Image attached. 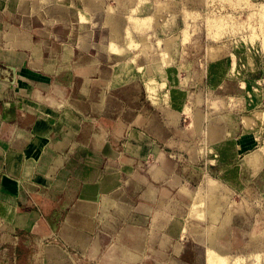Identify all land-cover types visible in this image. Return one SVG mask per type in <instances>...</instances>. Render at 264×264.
<instances>
[{"label": "crops", "instance_id": "obj_1", "mask_svg": "<svg viewBox=\"0 0 264 264\" xmlns=\"http://www.w3.org/2000/svg\"><path fill=\"white\" fill-rule=\"evenodd\" d=\"M22 1L10 0L13 9L0 10V17L4 14L8 18L0 20V264H149V260L159 264V257L166 258V264H175L182 255L195 259L196 264H207L210 246L223 251L219 241L224 226L230 223H209L194 217L180 223L173 216L147 220L142 214L152 211V205H168V210L172 205H191L192 196L207 186L211 195L218 193V187L208 184L216 181L218 186V181L209 176L206 185L203 182L207 180L200 179L203 186L199 191L191 190L189 181L195 178L191 168L181 172L176 156L167 154L165 148L186 154L190 149L192 159V153L197 158L202 152L194 144L200 138L209 150L222 154L225 147L236 146L237 140L246 147L255 138L226 137L227 126L217 113L211 124L217 130L215 136L202 134L204 124L193 125L203 94L178 86L197 82V73L192 78L180 77L181 61L170 63L175 66L171 69H159L162 78L167 77L173 86L165 106L149 110L137 105L127 111L120 101L114 108L113 87L134 98L138 82L145 78L137 68L135 74L124 76L130 62L118 54H108V36L102 44L92 42L97 32L110 34L104 22L106 10L100 14L89 10L88 18L81 22L78 14L71 15L69 7L62 5V14L58 10L51 14L54 29H48L46 22L40 29L21 30L10 18H15L14 7ZM70 2L78 10L85 7L84 0H78V6L76 0ZM65 17L71 20L67 25ZM88 24L89 33L82 32L88 40L85 45L78 30L86 31L80 25ZM138 28L136 33L145 32L144 26ZM65 35H71L66 46ZM49 38L61 40V54L55 52V43ZM262 53L237 48L207 61L206 74L213 90L220 93L244 87V105L264 104V87L256 84L257 78L264 83ZM158 58L151 60L157 62ZM236 59L246 63L248 70L263 67L259 77L251 73L233 76L230 67ZM97 89L102 103L96 100ZM150 115L161 124L165 135L153 132L150 121H135L138 116L143 119ZM183 115L189 122L179 128ZM145 143L158 146L161 155L147 154ZM239 173V168H233L228 176L238 178ZM86 185H94L95 192L83 193ZM113 196L124 200L126 204L121 205L125 206L112 209L118 205ZM183 226L187 230L181 239ZM211 226L214 228L209 230Z\"/></svg>", "mask_w": 264, "mask_h": 264}, {"label": "rangeland", "instance_id": "obj_2", "mask_svg": "<svg viewBox=\"0 0 264 264\" xmlns=\"http://www.w3.org/2000/svg\"><path fill=\"white\" fill-rule=\"evenodd\" d=\"M9 1L10 0H8V2L6 0H0V3L4 2V4L0 5V10L6 11L7 9H13ZM35 1L41 5L39 11H34L32 9L33 5H31L28 0L30 4L26 5V8L14 7L16 16L15 18H10V22H14L21 30L29 29V27L40 29L45 26L46 22H49L47 26L48 29H54L56 23L50 24L54 19L50 10L46 12V4H43L45 1ZM77 1L78 0H76V2ZM79 1L81 2V0ZM93 1L96 4L98 3V6L94 7V9H88V11L98 10L97 14H100L104 13L103 10H106L104 22L107 24L109 31L111 30V26L110 23L106 21L108 20V16L112 14V17L115 16L118 20L121 18V22L116 23V27L119 30L117 32H119V34H117V32H115V34L118 36L112 39L110 35L97 32L92 36V42L102 44L104 43V37L108 36L107 46L108 44L109 46L106 50L108 54H118L125 57V60L130 62L131 66H129L131 68L128 67L127 70H124L126 72L123 71L125 73L124 76L135 74L137 68L139 71L138 73L145 77V80L138 82V94L136 97L134 95V98L133 96L131 98L123 96L119 87H113L111 94L114 108L120 104V101H122V107L126 108L127 111H129L128 109L130 108H135L137 105L140 108L145 105L149 110L165 106L168 101L170 89H172L173 86L171 84L172 81H169V83L166 80L167 77L162 78L159 71L162 69H171L175 66L169 65L170 63L181 61V64L178 66L181 70L178 73L180 77L192 78V75L197 73L195 75L197 82L190 86L189 81H187L178 86L186 88V90H194L195 92L200 91L203 94L201 98L202 101L199 105L201 111L196 110L194 115L192 114L193 125L196 124L200 126L204 124L205 126L202 125V134L205 136V133H207L208 136L212 134L215 136L217 130H215V127L213 128L211 124L214 119L213 114L217 113L221 114L224 124L227 126L225 132L227 133L226 137L231 138L236 136L237 138L239 135H251L255 138L254 143L246 147L243 145L241 146L237 140L236 146L231 145L225 147L223 149V154L218 151L209 150L208 147L202 144L203 141L200 138V141L196 140L194 144L200 146L199 150L202 152L198 154L199 156H197V158H193L192 153V159L188 156V153H191L190 149L188 150L190 152L186 154L184 151H173L164 147L167 154L176 156L177 164L181 172L187 171L189 167L191 168L192 173L195 175V178L189 181L191 190L194 192L199 191L203 184H207L209 176L218 181V186L214 183L216 181H209L208 183L211 188L218 187V193H214L215 196L211 195L210 188L207 186L202 192L199 194L195 193L192 196L191 205H187L186 207L178 204L172 205V209L170 208L169 210L168 205H163L161 207L152 205V211L142 212L144 218L149 220V218L152 217L162 219L173 216L176 218L177 222L182 223L183 220L194 217L197 220L208 221L209 223H216L218 221L230 223L229 226H224L225 233L222 240L219 241V244L223 246V251L215 250V248L210 246L206 263L264 264V172L262 173V171H264V114L261 113L264 110V104L262 103L258 106L244 105V98L241 97V94L245 93L246 88L244 87H240L242 90L238 91L225 92L220 90V93L219 91L213 90L214 87L213 85L211 87L212 83L209 81V77L206 74V62L218 57V55L227 54L230 50L233 52V50H237V48H246V51L250 53L256 55L263 54L264 0ZM31 2L33 3V1ZM52 3L58 4V6L65 5V7L71 4L68 0L65 1V3H63V1L59 2L58 0H54ZM78 4L81 5V3L77 2L76 5L78 6ZM74 10L75 11H72L74 14H78V16L81 14L76 7H74ZM0 14L2 13L0 12ZM30 14L31 16H29ZM35 14L37 17H35ZM3 15L0 17L1 22L8 20V18H5ZM28 19H30V21H27ZM78 19L83 22L87 19V15L85 18L84 16L82 17L81 14V17L79 16ZM70 22V18H64L65 25ZM132 25L133 28L129 29V26ZM82 26L86 28V31L82 32L89 33V29L87 30L89 24ZM141 26H144L145 32L136 33L135 30L138 27V29H141ZM127 30L126 36L125 33ZM83 36L84 35L80 34V41H83L86 45L88 40H85ZM63 37L66 46L67 43L71 42V35H65ZM49 39V41L55 43V52L57 51L58 54H61L64 47L61 40L58 39V41H56L52 38ZM110 45L115 52L111 51ZM121 51L123 52L121 53ZM85 52L86 51L81 50V53ZM156 56L159 57L157 62L151 60V58ZM158 62L162 65L159 66ZM137 63H141V65L134 66ZM232 66L233 67H230V73L235 77L245 73V76H247V73H251L252 76H256L257 78L259 77V69H263V67H259L255 70L254 68L248 70L246 63H243L239 59H236ZM149 67L152 73H149V70L147 73L145 72ZM130 70L131 72L129 73ZM169 75L171 76L170 73H168V77ZM256 84L260 87H264L263 81L258 80V78ZM215 100L219 101L218 104ZM211 101L212 105L210 103ZM184 102L186 101L184 100ZM191 103L189 106H191ZM192 108L193 107H190L191 110ZM255 109L260 110L258 113L261 114L255 113ZM186 110L188 111L189 109ZM138 119L150 121L151 115L143 119ZM188 122V118L183 115V118L179 120V128H184ZM109 123L112 124V121H108V124ZM165 137L166 136H164V138ZM145 147L147 149V154L151 153L155 156L161 155L158 146H148V144L145 143ZM233 168H239L240 176L238 178H229ZM198 175L199 177H197ZM200 179L201 181H207L202 184ZM179 194L183 193L179 192ZM112 198L113 201L118 204L112 206V209L122 203L126 204L124 200L116 199L115 196ZM117 201H119V203ZM211 206L217 209L215 219L209 217L210 212L208 209ZM149 207H151V205H149ZM236 221H239L240 224L235 225L231 223ZM208 228L211 230L214 227L211 226ZM185 230H187L185 226L181 227V239L186 232ZM214 237L215 235L211 236V243ZM215 255H223L222 257L224 260L217 259ZM156 261H158L159 264H166L167 259L159 257ZM146 262H148V260ZM148 263L156 264V262L152 263L150 260ZM175 264L196 263L195 259L190 260L189 256L182 255L176 258Z\"/></svg>", "mask_w": 264, "mask_h": 264}, {"label": "bare ground", "instance_id": "obj_3", "mask_svg": "<svg viewBox=\"0 0 264 264\" xmlns=\"http://www.w3.org/2000/svg\"><path fill=\"white\" fill-rule=\"evenodd\" d=\"M7 1V0H6ZM32 1H34V0H32ZM40 1H45L43 4H46L45 6V9H46V12H49V10L51 11V13L52 14H55V13H53V12H56V10H58V12H60V14H62L61 13V11H59V10H63V8L61 7V6H54V5H56V4H54V3H52V1H54V0H40ZM59 2L61 1V0H58ZM65 1H67V0H65ZM69 1V0H68ZM26 5H29V3H27V2H24V0L22 1V2H20L19 3V7H22V8H26ZM32 5H33V7H32V9L35 11V10H37V11H39V9H40V4L39 3H36V1H34L33 3H32ZM60 5V4H59ZM84 5H85V7H84V9H80L79 11L81 12V14H82V17L84 16L85 18H86V15H88V9H94V7H97L98 6V3L96 4L93 0H84ZM65 6V5H64ZM70 6V7H69ZM28 7V6H27ZM69 7V10L72 12V11H75L74 10V7H72L71 5H68V6H66V8H68ZM86 9H87V11H86ZM77 12H78V10H77ZM79 12V13H80ZM73 13L74 12H72V14L71 15H73ZM81 14L79 15L80 17H81ZM111 14V13H110ZM88 18V17H87ZM108 18V20H106V21H108L109 23H110V26H111V30H110V37L113 39V38H115L116 36H118V35H116L115 34V32H117V31H119L118 30V28L116 27V23H118V22H121V18L118 20V18L116 17L115 18V16L114 17H112V14L110 15V16H108L107 17ZM84 20V19H83ZM80 27H84V26H80ZM140 27V26H139ZM81 28V29H82ZM80 29V30H81ZM72 32V31H71ZM78 33H80V34H82V31H80L79 32V30H78ZM78 33H76V34H78ZM117 34H119V32H117ZM83 35V34H82ZM111 44V43H110ZM112 45V44H111ZM110 45V49H111V51H114V49L113 48H111L112 46ZM105 46H106V44H105ZM108 46H109V44H108ZM108 46H106V49H108ZM115 52V51H114ZM123 51H121V53H122ZM70 66H71V64H70ZM46 67H48V66H46ZM50 67V66H49ZM56 67V66H55ZM129 68H131L130 66H128ZM52 68V67H51ZM50 68V70H52ZM147 70V71H146ZM145 70V72L147 73L148 72V70H149V73L151 72L152 73V70L150 69V67L148 68V69H146ZM84 71V70H83ZM131 72V70L129 71V73ZM53 73V72H52ZM154 73V72H153ZM147 75V74H146ZM145 78V77H144ZM148 82V81H147ZM149 85V84H148ZM97 87L99 86V84L98 85H96ZM150 92V91H149ZM95 96H97L96 97V100L97 101H100L101 103H102V94L100 95V90L99 89H97L96 90V95ZM109 98V97H108ZM114 103H115V101H114ZM173 117V116H172ZM135 121H140L139 119H138V117H137V119L135 120ZM150 125H151V130L153 131V132H155L156 134H163L164 132H165V130H164V128H162V126H161V124L159 123V122H157V120L155 119V118H153V119H150ZM78 127H82L83 128V126H78ZM83 141H86V140H84L83 139ZM87 191H90V193L92 194V193H94L95 192V186L93 185H90L89 187H87V185L85 186V188H84V191H83V193H85V192H87ZM201 203V202H200ZM200 210V209H199ZM206 210V209H205ZM209 212H210V216L209 217H211V218H213V219H215L216 218V214H217V209L216 208H214V206H211L209 209ZM201 211V210H200ZM197 212H198V210H197ZM202 214V213H201ZM200 214V215H201ZM206 214V213H205ZM209 215V214H208ZM205 219H206V217H205ZM170 228V227H169ZM176 229V228H175ZM215 254V253H214ZM213 254V255H214ZM223 256V255H222ZM221 255H215V257H217V259H222V260H224V258L222 257ZM216 259V260H217ZM218 261V260H217ZM210 263V262H209ZM215 264V263H214ZM220 264V263H219Z\"/></svg>", "mask_w": 264, "mask_h": 264}]
</instances>
